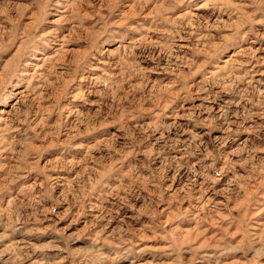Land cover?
Listing matches in <instances>:
<instances>
[{"label":"rangeland","instance_id":"obj_1","mask_svg":"<svg viewBox=\"0 0 264 264\" xmlns=\"http://www.w3.org/2000/svg\"><path fill=\"white\" fill-rule=\"evenodd\" d=\"M0 264H264V0H0Z\"/></svg>","mask_w":264,"mask_h":264}]
</instances>
